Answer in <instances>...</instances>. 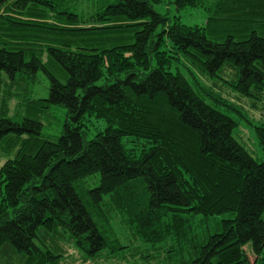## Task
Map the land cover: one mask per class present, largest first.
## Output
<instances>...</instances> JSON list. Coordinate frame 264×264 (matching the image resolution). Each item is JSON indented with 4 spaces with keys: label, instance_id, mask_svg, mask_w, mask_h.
<instances>
[{
    "label": "trees",
    "instance_id": "obj_1",
    "mask_svg": "<svg viewBox=\"0 0 264 264\" xmlns=\"http://www.w3.org/2000/svg\"><path fill=\"white\" fill-rule=\"evenodd\" d=\"M162 2L0 0V264H65L72 249L127 264L133 240L149 263L187 245L182 264L264 261V161L215 103L240 102L209 91L218 78L261 113L247 121L264 150V0H172L205 26L172 23ZM40 72L48 99L24 101ZM53 106L60 137L43 134Z\"/></svg>",
    "mask_w": 264,
    "mask_h": 264
},
{
    "label": "rangeland",
    "instance_id": "obj_2",
    "mask_svg": "<svg viewBox=\"0 0 264 264\" xmlns=\"http://www.w3.org/2000/svg\"><path fill=\"white\" fill-rule=\"evenodd\" d=\"M157 12L161 15H166L169 17L171 22H176L177 19L181 21L182 24L188 26H205L208 22L209 14L205 12L203 9H187L181 12H178L175 5L172 3V0H163L160 5L155 6ZM180 70L182 73H186V70L183 66L174 65L172 68V72H177ZM7 80L6 76L0 77V80ZM26 89L22 98L24 101H35L40 99H48L49 97V81L45 77V75L40 72L37 75V78L34 81L24 80ZM217 83V84H215ZM212 89H209L210 92H213L214 95H221L224 96L225 94L232 95L235 99L231 100L232 102L239 104L244 109L241 111L242 115L231 111L227 107L213 101L210 97H207L208 100H212L216 103V107L223 110L226 114L232 116L240 125L239 132L235 134V138L241 142L247 149V151L254 157V159L258 160L259 162L264 161V150L258 145L255 137V133L253 131L252 126L249 125L247 120H259L261 113L259 111L252 110L249 106V103L243 101L242 98L234 93L230 86L224 84L220 79H212L210 82ZM10 95V94H6ZM9 100L8 109H9V118H12L14 121H19L23 119L27 112H26V105L24 102V109L21 111H15V108L18 107L20 101L18 98H15L13 95L7 96ZM228 97V96H226ZM225 97V98H226ZM230 98V97H228ZM232 99V98H230ZM229 100V99H228ZM242 100V101H241ZM246 100V99H245ZM249 101V100H247ZM4 106L0 104V117H5L4 114ZM20 114V115H19ZM19 115V116H18ZM67 119V112L65 109L57 106H53L50 109L48 115L42 118L43 123V134L45 136H52V137H60L63 132L64 125ZM97 126L100 128L99 130H104L106 126L103 123H98ZM97 131H93L92 133H96ZM1 150V146H0ZM14 156H11L13 158ZM9 158L7 155H3L2 151H0V167L4 164V162ZM10 159V158H9ZM210 220L206 222V229L209 233L214 234L218 228V222L220 223V217H212L209 218ZM130 234H128V237ZM137 244V243H136ZM133 240L134 249L126 250L127 256H130L128 259L127 264H182L184 260H190V252L193 249H189L188 245L184 247V250H178L176 248H169L168 252L165 249L159 250L161 246H157V255L153 257L151 263L144 259L142 256H146L148 252L146 249L138 250L135 249L137 245ZM254 258H251V262L253 263ZM65 264H88L83 263L80 254L72 249L70 251L69 257ZM100 264H110L105 261L100 262ZM123 264V263H121ZM259 264H264V261H260Z\"/></svg>",
    "mask_w": 264,
    "mask_h": 264
}]
</instances>
